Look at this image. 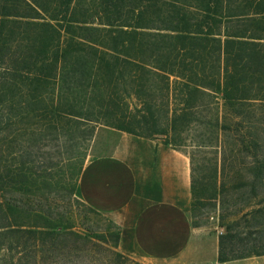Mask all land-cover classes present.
Here are the masks:
<instances>
[{"label":"trees","instance_id":"16d2710c","mask_svg":"<svg viewBox=\"0 0 264 264\" xmlns=\"http://www.w3.org/2000/svg\"><path fill=\"white\" fill-rule=\"evenodd\" d=\"M141 125L190 149L194 196L205 173L218 195H264V0H0V264L89 237L8 201L37 190L23 154L8 163L9 139L91 140L99 126L147 138ZM263 203L247 233L219 236L220 262L264 255Z\"/></svg>","mask_w":264,"mask_h":264},{"label":"crops","instance_id":"0c3cea01","mask_svg":"<svg viewBox=\"0 0 264 264\" xmlns=\"http://www.w3.org/2000/svg\"><path fill=\"white\" fill-rule=\"evenodd\" d=\"M79 195L119 227V249L142 264H264V255L219 261V236L190 218V158L170 144L100 129Z\"/></svg>","mask_w":264,"mask_h":264},{"label":"rangeland","instance_id":"374dc122","mask_svg":"<svg viewBox=\"0 0 264 264\" xmlns=\"http://www.w3.org/2000/svg\"><path fill=\"white\" fill-rule=\"evenodd\" d=\"M141 126L140 128L143 129H138V132L148 139L162 143L168 142L170 136L168 132L166 135H151L147 131L150 125ZM102 128L113 129L99 126L91 140H84L83 135L84 137L74 141L69 136L59 138L51 136L45 140L36 131L38 135L35 134L33 140L26 138L28 136L19 142L9 139L3 149L6 152L8 163L13 166L17 165L20 160L19 156L24 155L26 165L33 168L37 189L33 192L31 190L25 196L16 194L12 189H7L5 196L8 201L23 204L38 211H48L54 223L71 228L79 234L89 235L88 238L78 243L77 250L74 248V243L68 241L69 245L65 249L61 250L58 247L45 257L40 258L39 256L38 264H142L132 255L119 249L116 237L120 234L119 227L108 217L92 210L79 195V176H75L78 171L74 168L77 161L74 158L81 156L84 161L83 166H85L93 155L94 141L98 131ZM176 149L189 156L190 149L180 147ZM213 158L215 156L207 154L200 156L199 160L206 162ZM205 174L207 175L204 176L201 185L199 183V188L192 198L190 218L194 227L206 228L220 236L226 233L227 227L239 222L241 231L247 233L250 225L243 215L252 208L262 206L264 195L260 193L259 196L253 197L247 188L230 189L218 195L211 186L209 173ZM202 175L203 173L197 179L203 177ZM225 182H228V179H225ZM73 184L76 190L71 193ZM16 237V235H11V239L8 240L15 245L26 243L25 237ZM242 245L238 243L236 250L242 248ZM19 264H34V258L26 254Z\"/></svg>","mask_w":264,"mask_h":264}]
</instances>
